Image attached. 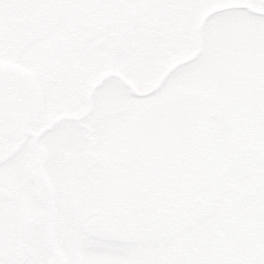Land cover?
I'll list each match as a JSON object with an SVG mask.
<instances>
[{
	"label": "flooded vegetation",
	"instance_id": "af4514ba",
	"mask_svg": "<svg viewBox=\"0 0 264 264\" xmlns=\"http://www.w3.org/2000/svg\"><path fill=\"white\" fill-rule=\"evenodd\" d=\"M211 3L83 0L80 15L66 18L75 21L62 23V38L55 36L56 25L16 50L8 46L2 16L0 264H88L103 254L84 251L91 232L73 227L80 211L93 216L91 224L109 219L120 227L113 233L131 234L130 217L153 205L160 210L173 196L177 212L183 196L192 205L216 202L238 164L260 168L257 181L264 193V130L249 118L246 104L217 95L202 76L199 51L213 43L212 28L220 30L233 17L223 11L203 22L215 9ZM71 10L68 6L66 13ZM253 103L264 121V99ZM127 140L132 151V143L146 142L145 152L157 166L151 170L159 172L128 192L94 176L103 160L100 143ZM187 146L195 156L194 176L186 193L172 191L178 182L184 187L186 168L176 158ZM95 200L105 203V212L89 208ZM106 257L117 259L115 253Z\"/></svg>",
	"mask_w": 264,
	"mask_h": 264
},
{
	"label": "rangeland",
	"instance_id": "374dc122",
	"mask_svg": "<svg viewBox=\"0 0 264 264\" xmlns=\"http://www.w3.org/2000/svg\"><path fill=\"white\" fill-rule=\"evenodd\" d=\"M238 1L256 0H215L212 5ZM41 2V0H3L0 4V18L3 16L7 21L11 48L15 47L23 36L32 35L35 28L32 26L33 23L46 21L49 28L58 23L61 30L62 23L65 22L64 16L61 20L60 11L53 9L58 4L54 3V0ZM234 11L237 13L240 10ZM75 13L79 11L76 10ZM232 16V19L227 20L224 23L226 26L223 25L220 30L216 27L212 28L216 35L213 43L206 47L201 66L210 78L211 85L217 88V93L218 89L225 90V88L229 89L228 87L235 92H242L238 72L243 74V71H247L245 89L249 92L258 91L260 88L264 92V82H262L264 77H260L264 74V18L248 16L245 20L244 15L232 14ZM60 32L58 37L62 38L66 31ZM1 37L0 34V39ZM204 70L201 68V71ZM202 75L206 76L204 72ZM124 144H130V141L127 140ZM112 146L111 150H113ZM124 147L127 148L126 145ZM132 154L121 151L122 163L115 172L120 176L118 184L121 187L125 186L127 192L133 184L150 183V180L153 177L156 179L159 174L158 171L151 170L150 166L153 168L157 166L151 165L145 158L146 155H141L140 159L133 157L130 160L131 168L126 167L125 162ZM252 168L241 167L240 171H235L240 172L239 178L232 174L225 181L224 191L210 210L208 208L203 213L202 208L198 206L194 208V214H186L190 216L182 227L187 232L166 241H154L151 264H264L263 223L261 227L262 219L264 220V205L260 204L264 193H258L255 185L249 186L250 179L257 177L255 169ZM108 172L106 171L105 175H108ZM175 199L176 196H173L169 201L161 204L158 214L167 215L168 218H164L166 220L170 221L172 218ZM122 207L120 206V209ZM156 220L157 218L152 217L149 222ZM165 237L168 235H164L163 238ZM160 245L162 246L159 247ZM136 250L137 252L126 253L125 264H146L144 260L139 262L143 254L139 253L138 248ZM144 251L145 248L142 252Z\"/></svg>",
	"mask_w": 264,
	"mask_h": 264
},
{
	"label": "water",
	"instance_id": "95a60500",
	"mask_svg": "<svg viewBox=\"0 0 264 264\" xmlns=\"http://www.w3.org/2000/svg\"><path fill=\"white\" fill-rule=\"evenodd\" d=\"M244 7H247V6H244Z\"/></svg>",
	"mask_w": 264,
	"mask_h": 264
}]
</instances>
